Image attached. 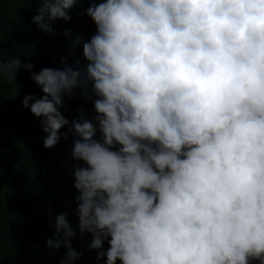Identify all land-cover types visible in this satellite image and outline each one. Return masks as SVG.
<instances>
[{"label":"trees","instance_id":"1","mask_svg":"<svg viewBox=\"0 0 264 264\" xmlns=\"http://www.w3.org/2000/svg\"><path fill=\"white\" fill-rule=\"evenodd\" d=\"M122 1L0 0V264H264V0Z\"/></svg>","mask_w":264,"mask_h":264},{"label":"clouds","instance_id":"2","mask_svg":"<svg viewBox=\"0 0 264 264\" xmlns=\"http://www.w3.org/2000/svg\"><path fill=\"white\" fill-rule=\"evenodd\" d=\"M142 1L146 7L149 8L153 7L154 9H157L159 6L168 3L172 0H148L147 2L145 0ZM107 6H109V3H106L103 7L106 8ZM120 6L123 7L125 10L131 9L132 12L134 13L140 12L139 0H123ZM122 18L124 20V17ZM132 28L135 31L134 25ZM123 29L125 31L131 30V29L128 30L125 27H123ZM102 34L103 32L99 29L98 36L102 37ZM134 95L135 94H133V97L130 98V90L128 88L127 92H123V96L122 97L119 96V98L123 100V105L130 106L129 102L131 99H134ZM97 120L100 121V115L98 116ZM94 128L96 129L94 132L96 136L95 138L96 142L94 143V141L88 140L84 154L86 157V152H87L89 158L93 155L95 156L96 160H99L108 155L106 153L95 151L94 148H97V143H98L97 139L98 136L100 135V132L97 126H95ZM109 139L111 142V138ZM104 166L105 165H102L100 168H103ZM108 170L110 171V168H108ZM110 173H111L110 176H107V182L105 184V203L107 205H110L111 200H114L116 195H119L122 192L120 187L121 179L118 177L117 173L115 172L112 173L111 171ZM110 178H112L113 182L110 181ZM123 193L127 194L125 191ZM133 209L135 210L134 206ZM149 218L150 217H146L142 214L141 216L131 217V219H129L128 215H125L123 213L117 214L115 212H111L107 216H105V220H104L105 239H104V245L102 246L104 250L103 251L99 250L105 258L106 263L104 264H110L109 261L111 262V264H119L120 262L124 263L127 250L133 245V243H135V241L137 242L139 237L142 236V233L145 231V228L142 226V224L146 222ZM73 238L74 237H72L71 240H73ZM90 240L91 243L88 247V252L92 253L89 251V249L94 248L93 247L94 241L93 238H90ZM99 240L100 239L98 238V243ZM156 242H157V236H155L138 255L143 256L147 254L155 246ZM194 258L195 257L186 258L182 264H191ZM136 264H161V263L157 259L146 258L140 260Z\"/></svg>","mask_w":264,"mask_h":264},{"label":"crops","instance_id":"3","mask_svg":"<svg viewBox=\"0 0 264 264\" xmlns=\"http://www.w3.org/2000/svg\"><path fill=\"white\" fill-rule=\"evenodd\" d=\"M89 251H90V252H92V253L94 252V250H93V249H89ZM98 255L100 256V254H98Z\"/></svg>","mask_w":264,"mask_h":264},{"label":"rangeland","instance_id":"4","mask_svg":"<svg viewBox=\"0 0 264 264\" xmlns=\"http://www.w3.org/2000/svg\"><path fill=\"white\" fill-rule=\"evenodd\" d=\"M120 80H122V78H121ZM111 196H112V195H111Z\"/></svg>","mask_w":264,"mask_h":264},{"label":"bare ground","instance_id":"5","mask_svg":"<svg viewBox=\"0 0 264 264\" xmlns=\"http://www.w3.org/2000/svg\"><path fill=\"white\" fill-rule=\"evenodd\" d=\"M121 222V221H120Z\"/></svg>","mask_w":264,"mask_h":264}]
</instances>
